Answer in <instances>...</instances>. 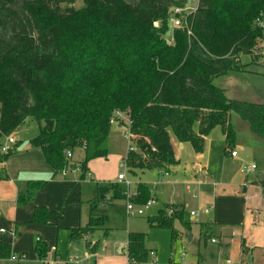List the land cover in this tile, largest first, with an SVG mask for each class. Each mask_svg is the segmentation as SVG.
I'll use <instances>...</instances> for the list:
<instances>
[{"label": "trees", "instance_id": "1", "mask_svg": "<svg viewBox=\"0 0 264 264\" xmlns=\"http://www.w3.org/2000/svg\"><path fill=\"white\" fill-rule=\"evenodd\" d=\"M75 3L0 0V139L12 137L32 118L39 127L32 144L55 174L74 171L77 163L67 155L84 151L78 165L82 178L91 161L110 155V122L117 112L128 116L134 135L150 145L144 154L126 156L131 173L175 165L171 134L202 154L205 138L221 127L229 153L232 112L264 141V104L231 101L214 85L231 72H244L242 57L253 63L264 57V0H199L194 13L183 15L184 30L173 31L172 45L166 38L169 13L184 9L188 0H83L81 9ZM110 190L113 201L125 200L122 187ZM136 192V205L151 199L142 184ZM28 199L21 196L20 202ZM50 217L37 209L32 222L48 224ZM176 221L190 230L183 213L148 219L151 228L178 238ZM105 223L92 209L88 228L73 231L72 239ZM146 239L129 234V264L147 263ZM36 253L45 264L48 249L39 241ZM12 258L11 245L0 240V262Z\"/></svg>", "mask_w": 264, "mask_h": 264}, {"label": "rangeland", "instance_id": "2", "mask_svg": "<svg viewBox=\"0 0 264 264\" xmlns=\"http://www.w3.org/2000/svg\"><path fill=\"white\" fill-rule=\"evenodd\" d=\"M198 5L199 0H188L183 14L189 16L197 10ZM74 7L81 9L83 0H76ZM173 10L170 11L169 18ZM184 28L174 29L172 25H169L166 35L168 44L172 45L174 42L172 40L173 31L184 30ZM241 64L245 69L244 72H231L217 79L214 85L222 89L231 101L242 104H264V57L258 63H253L249 57L244 56L241 58ZM231 124L234 130V143L231 148L232 150L240 149L237 159H231L225 154L227 143L221 127H217L205 138L204 153L200 156L196 155L190 144L180 143L171 134V140L176 147L180 163L178 164L176 161L172 166L169 178L162 177L160 173L166 172L163 170L147 171L144 174L140 172L132 174L126 171L127 181L131 183V194L136 192L139 185H146L152 195L150 198L155 199L157 205L144 217H128L127 200L113 204L101 203L94 213L107 218L104 227L92 231L88 239L72 240L71 233L62 234L57 251L58 264H70V260L79 264H128L129 233L147 235L145 248L149 254L146 264H153V262L156 264H241L236 255H224L214 245L205 246L204 238L199 235L200 225H205L207 222L214 223L215 212L223 220L239 221L241 197L237 193L241 186L252 188L249 192L251 200L261 207L264 206V187L259 182L264 181V141L255 136L249 123L235 112L231 113ZM22 130L24 134L30 136L34 133L39 134L38 124L32 118L26 120ZM124 131V129L120 130L117 125H113L111 128L112 134L122 135L126 133ZM134 149L143 152L136 142ZM112 155V158L108 160L107 169L94 176V184H90L91 179L87 178L86 180L96 195L98 183L102 188H108L115 182H119L117 177L120 174V163L114 160L116 153ZM120 162L122 161L120 160ZM116 164L118 167L115 166ZM196 165L202 168L201 171L195 169ZM250 166H255L256 172L246 178V175L241 172L243 168ZM69 173L76 174L77 172L69 171ZM172 182L175 184L169 185ZM119 183L123 190H128L125 184ZM188 187L191 189L190 192L187 191ZM170 196L175 203L184 207L169 206L167 208L169 200L166 199H169ZM255 196L257 197L255 198ZM195 197L198 199H194ZM216 197H218L217 203H215ZM178 208H182L180 213H183L185 220L189 222L190 215L188 213L197 212L199 214V217L196 218L197 224L194 225L191 233V236H195L194 242L185 236L174 238L170 230L149 226L148 219L157 216L160 211L166 209L165 214L168 216V212L174 210L171 217H175L178 214L176 213ZM209 208H215V211L206 215L205 211ZM88 226V213L85 211L82 227L86 229ZM174 228L179 232L186 230L179 222L174 224ZM152 253L156 255L152 257ZM243 261L244 264H253L248 257ZM0 264L39 263L37 256L30 254L28 258H20L19 261L4 260Z\"/></svg>", "mask_w": 264, "mask_h": 264}, {"label": "crops", "instance_id": "3", "mask_svg": "<svg viewBox=\"0 0 264 264\" xmlns=\"http://www.w3.org/2000/svg\"><path fill=\"white\" fill-rule=\"evenodd\" d=\"M117 126L120 130L124 129V132L126 133L122 135L111 133L109 142L110 155L107 159H96L91 161L88 164V172L85 175V178H82L81 172H77L76 174L67 173L65 176L62 173L55 174V171L47 164L42 150L34 147L32 144L38 133H34L30 136L24 134L22 128H20L12 135L15 140V144L11 146L13 154L4 161L2 160L4 154L1 153V148L7 145L8 137L0 139V240L11 245L13 257L20 259L24 257L28 258L30 254L37 256L36 244L38 243V240H40L39 242L44 244L48 249V259L45 264H58L59 256L57 255V251L60 236L64 233H71L72 238L73 231L84 229L82 227V222L83 213L85 214V211L88 213V220L90 223L92 209L93 215L96 217H104L94 213L101 203L105 202L104 204H113L120 202L112 200V191L110 190L113 186L121 187L119 182H115L114 185H110L108 188H102L99 186L100 183H98L96 195V192H93L90 189L89 182L86 181L87 178L91 179L90 184H94V176L98 172H103L107 169L108 160L109 158H112L113 153H116V156L114 155V160L117 163H121L120 160L123 161L129 154L130 144H133L134 147V143L136 142L137 146L143 150V152L135 150L133 152L135 154H144L145 151L150 149L149 142L146 139L134 135L133 123L131 125L127 119H122ZM19 132L22 133L17 134ZM129 133L132 135L130 142L126 139V135ZM171 144L176 161H178L179 164L180 159L173 140H171ZM230 151H232V148ZM230 151L229 153L227 152L226 146L225 154L229 158L237 159L239 157V154L237 157H232ZM236 151L240 152V149H237ZM202 154L196 153V155L199 156ZM84 157V151L79 150L73 154L72 158L74 163L79 165L83 162ZM115 166L118 167V164ZM171 168L172 166L163 170L166 172L160 173L162 177L169 178V171ZM195 169L201 171L202 168L199 165H196ZM145 172L140 173L144 174ZM255 172L256 170L250 175L255 174ZM249 176H246V178ZM259 182H261L264 187V181ZM37 184H44V186L40 189H36V187L34 188L33 186H36ZM174 184L175 183L173 182L169 183V185ZM100 189H105V194H101ZM147 189L149 190L148 187ZM188 189L189 187L187 188V191L190 192L191 189ZM251 189L252 188H249L248 186H241L237 193V195L241 197L239 221L223 220L218 217L215 212L214 223L207 222L205 225H200L199 235L204 238L205 246H208L209 244L214 245L217 246L219 252L224 255H236V258L241 264H244L243 260L246 257L251 259L253 264H264V206L261 207L251 200V194L249 193ZM149 194L151 197L152 195L150 191ZM21 196H29V199L25 204L20 202ZM218 197L215 198V203H217L216 200ZM256 197L257 196H255V198ZM194 199L197 200L198 198L195 197ZM166 200H169L167 208L169 206L184 207L183 205L175 203L171 196ZM96 202L97 204H95ZM37 209H45L51 214L48 224L32 222ZM165 210L160 211L158 215L152 219L159 217L161 212L165 213ZM208 211L209 213H205L206 215L215 211V208H209ZM185 212L188 213L187 211ZM188 214L190 215V213ZM190 222V230L179 232L175 228L174 229L179 233V238L185 236L191 242H194L195 236H191V233L193 232L194 225L197 224L196 218L191 217L190 215ZM104 225L95 230L103 228ZM2 231H4V233ZM91 233L82 239H88L91 236ZM212 240H216L217 242L212 243ZM151 255L153 257L156 254L152 253ZM38 263L41 264L39 259ZM69 263L79 264L78 262H73L71 260ZM153 264L156 263L153 262Z\"/></svg>", "mask_w": 264, "mask_h": 264}, {"label": "built area", "instance_id": "4", "mask_svg": "<svg viewBox=\"0 0 264 264\" xmlns=\"http://www.w3.org/2000/svg\"><path fill=\"white\" fill-rule=\"evenodd\" d=\"M184 9H174L172 12V15L170 16L168 23L169 25H172L174 29H182L184 28L185 22L181 19L182 16L184 15ZM173 40V39H172ZM122 119H127L129 121L128 116H126L125 114H122L120 112H117L114 114L113 118L111 119V125H117L119 123V121H121ZM129 124L132 125V123L129 121ZM126 139L128 140V142L131 141L132 139V135L129 133L128 135H126ZM8 143L6 146L1 148V153L2 154H8L12 151V147L15 144V140L13 137H9L7 139ZM135 151L133 144H130L129 147V154L133 153ZM230 154L232 157H237L238 152L236 150H232L230 151ZM68 159H72L73 155L71 153H68ZM120 168V174L118 175V181L125 184V186L127 187L128 190L124 191V196H125V200H127V213L129 217H143L145 216V214L150 211L153 207H155L157 205V202L155 199H150L146 204L144 205H136L134 203L135 198H137L138 193L134 192L133 194H131L130 192V187H131V183L127 181L126 178V171H128V167H127V157L120 163L119 165ZM256 170L255 166H250V167H245L242 170V173L246 176H249L252 172H254ZM69 171H71L69 168H65V170L62 172V174L65 176ZM75 172H81L80 167L77 165L76 168L74 169ZM190 190V188L188 189ZM182 212L181 208H178L176 213H180ZM205 213H209L208 210L205 211ZM174 214V210H171L168 212V216L171 217V215ZM191 217H199V214L197 212H191L190 213ZM4 233V231H2ZM40 241V240H38ZM216 240H212V243H216ZM55 251V249H54ZM12 260L14 261H19L18 258L13 257Z\"/></svg>", "mask_w": 264, "mask_h": 264}, {"label": "water", "instance_id": "5", "mask_svg": "<svg viewBox=\"0 0 264 264\" xmlns=\"http://www.w3.org/2000/svg\"><path fill=\"white\" fill-rule=\"evenodd\" d=\"M256 136V135H255Z\"/></svg>", "mask_w": 264, "mask_h": 264}]
</instances>
